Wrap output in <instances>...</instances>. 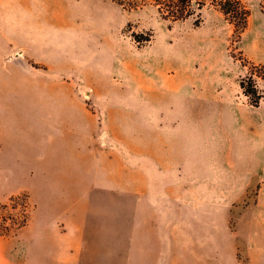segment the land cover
I'll use <instances>...</instances> for the list:
<instances>
[{
  "label": "rangeland",
  "instance_id": "obj_1",
  "mask_svg": "<svg viewBox=\"0 0 264 264\" xmlns=\"http://www.w3.org/2000/svg\"><path fill=\"white\" fill-rule=\"evenodd\" d=\"M164 1L0 0L1 234L49 211L75 246L70 264H127L142 218L151 259L160 243L177 246L165 252L171 264H203L211 248L235 243L237 214L256 189L228 202L221 186L164 185L159 165L174 158L163 149L174 145L164 114L180 115L183 100L212 113L221 107L202 100L250 105L256 96L264 109V0H242L250 16L238 34L212 0H197L198 25L166 17ZM250 80L255 97L240 87ZM263 226L247 221L238 234L262 245Z\"/></svg>",
  "mask_w": 264,
  "mask_h": 264
},
{
  "label": "crops",
  "instance_id": "obj_2",
  "mask_svg": "<svg viewBox=\"0 0 264 264\" xmlns=\"http://www.w3.org/2000/svg\"><path fill=\"white\" fill-rule=\"evenodd\" d=\"M183 102L185 100L181 101L179 109L174 104V112L180 110V115L164 114L165 124L170 128L165 134L174 145L169 143L163 149L174 158L173 166L167 169L159 165V179L167 181L164 183L167 186H221L228 202H239L245 199L249 190L256 189L252 207L247 205L237 214L235 229L238 238L235 243L211 248L213 254L203 264H264V244L247 243L240 237V229L245 222L255 221L264 225V109L227 100H202L207 105L220 106V111L194 113L188 111ZM165 106L172 107L173 103ZM255 113H260L259 119L252 116ZM218 122L226 129L217 126ZM177 143L181 147H177ZM227 155L233 159L229 161ZM197 166H201L199 175L195 173ZM235 186L243 188L245 194L240 198H230L229 188ZM36 215L39 221L29 220L13 236L0 234V264L71 263V249L75 246L73 244L71 248L70 234L65 226L53 227L51 220L57 216L49 211H36ZM141 224V227L131 228V247L137 255L136 258H128L127 264L176 262L165 254L166 250H173L175 255L176 245L173 249H166L157 243L153 249L164 253H157V257L152 259L147 255L151 229L149 225L144 226L143 218ZM227 228L229 230V226ZM257 235H264V228L258 230ZM184 261V264H197L193 259Z\"/></svg>",
  "mask_w": 264,
  "mask_h": 264
},
{
  "label": "trees",
  "instance_id": "obj_3",
  "mask_svg": "<svg viewBox=\"0 0 264 264\" xmlns=\"http://www.w3.org/2000/svg\"><path fill=\"white\" fill-rule=\"evenodd\" d=\"M121 3V0H117ZM160 3V0H157ZM195 0H167L161 2L164 3L166 7V17H170L172 20H181L190 17H194L195 24L198 25L201 21V8L203 6L202 2H193ZM213 5L218 9V11L226 18V20L233 26V32L238 34L242 32L246 25L248 18L250 16V11L248 7L242 0H212ZM264 12V8H262ZM162 13V10H160ZM251 82L253 80H250ZM240 87L243 90V93L247 96L256 95V87L255 83L252 82L251 88H245L244 82L240 83ZM261 97L256 96L254 99H251L249 104L253 107H257L259 105ZM16 198H11L10 202L13 203ZM12 205V204H11ZM7 205H1L0 208H6ZM12 208H17L12 206ZM27 223V216L24 217V223L21 227L25 226ZM20 227V228H21ZM1 234V233H0ZM3 235V234H1Z\"/></svg>",
  "mask_w": 264,
  "mask_h": 264
}]
</instances>
